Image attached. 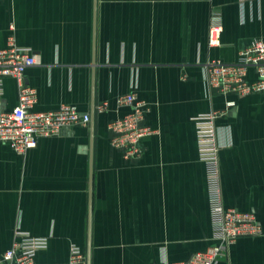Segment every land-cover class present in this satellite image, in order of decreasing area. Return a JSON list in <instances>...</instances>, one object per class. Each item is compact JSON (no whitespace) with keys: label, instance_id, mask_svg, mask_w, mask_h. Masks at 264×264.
<instances>
[{"label":"crops","instance_id":"crops-1","mask_svg":"<svg viewBox=\"0 0 264 264\" xmlns=\"http://www.w3.org/2000/svg\"><path fill=\"white\" fill-rule=\"evenodd\" d=\"M221 13L222 44L209 47L211 12ZM264 38V0H0V49L37 53L27 68L34 109L94 105L91 264H169L215 243L207 164L199 157L195 117L225 106L210 97L204 63L233 62ZM255 68L248 79H258ZM0 114L19 100L5 77ZM135 93L146 102L153 133L141 153L112 144L110 124L133 110L119 103ZM237 101L218 119L224 204L252 211L259 236L237 239L219 264H264V89ZM92 121V117H91ZM91 122L39 137L24 154L0 142V254L16 230L45 237L35 264L68 262L72 245L89 238Z\"/></svg>","mask_w":264,"mask_h":264},{"label":"built area","instance_id":"built-area-1","mask_svg":"<svg viewBox=\"0 0 264 264\" xmlns=\"http://www.w3.org/2000/svg\"><path fill=\"white\" fill-rule=\"evenodd\" d=\"M223 32L221 13L213 9L208 31L209 47L221 46ZM40 62L37 53L14 43L0 49V91L5 77L15 78L19 89L17 106L0 114V142L10 144L19 154L35 147L39 137L63 134L77 125H89L91 122V113L83 112L73 104H63L51 111L34 109L38 93L26 82L25 71ZM252 67L259 76L255 81L248 79ZM204 70L208 95L227 97L223 108L211 109L195 117L199 157L207 164L215 243L195 252L188 260L169 264H219L229 255V248L237 239L263 233L254 212L228 208L224 204L220 162L223 145L218 119L230 114L237 105V101L229 96H245L264 89V38H258L242 49L236 61L208 60L204 63ZM119 103L131 104L133 110L110 124L116 133L112 144L123 149L126 157H137L141 153V140L154 131L144 123L146 102L130 93L121 96ZM47 244V238L17 229L12 246L0 254V264H35L38 250ZM58 264H87V253L80 246L72 245L68 262Z\"/></svg>","mask_w":264,"mask_h":264},{"label":"water","instance_id":"water-1","mask_svg":"<svg viewBox=\"0 0 264 264\" xmlns=\"http://www.w3.org/2000/svg\"><path fill=\"white\" fill-rule=\"evenodd\" d=\"M92 121H91V137H90V149H91V176H90V203H89V238H88V250H87V264H91V213H92V200H93V145H94V125H93V117H94V105L92 109Z\"/></svg>","mask_w":264,"mask_h":264}]
</instances>
